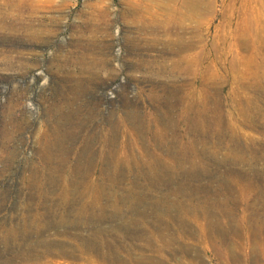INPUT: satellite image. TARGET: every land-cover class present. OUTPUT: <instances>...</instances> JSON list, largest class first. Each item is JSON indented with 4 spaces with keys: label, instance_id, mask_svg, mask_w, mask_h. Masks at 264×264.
<instances>
[{
    "label": "rangeland",
    "instance_id": "1",
    "mask_svg": "<svg viewBox=\"0 0 264 264\" xmlns=\"http://www.w3.org/2000/svg\"><path fill=\"white\" fill-rule=\"evenodd\" d=\"M196 3L0 0V246L12 233V264L97 231L124 264H264V79L241 57L262 52L264 0ZM56 259L118 264L91 250L42 263Z\"/></svg>",
    "mask_w": 264,
    "mask_h": 264
},
{
    "label": "bare ground",
    "instance_id": "2",
    "mask_svg": "<svg viewBox=\"0 0 264 264\" xmlns=\"http://www.w3.org/2000/svg\"><path fill=\"white\" fill-rule=\"evenodd\" d=\"M194 1L195 0H188L189 5H191V3L194 2ZM196 1H197L196 5H201L202 0H196ZM250 10H252V9H250ZM257 28H259V27H257ZM248 31H249L248 36L251 38L253 36V32L251 30H247V32ZM262 44H263V42H262ZM243 45L246 48H250L251 45H252V42H250V40H246V38H244ZM213 49L216 51L217 50V47H214ZM203 55H204V52H198V53H195L194 55H191L192 64H195V63L197 65L200 64L202 62V57H204ZM241 57H242V59H245V61H247L250 65L253 66V69H250V71L248 72V76H250V78H255L258 82H259L258 78L264 79V46L262 48L261 54L255 52V51H250V53L248 55L247 54H245V55L242 54ZM185 60H187V58H185ZM186 71H187V69H186ZM242 75H243V72H242ZM202 76L204 77V80L202 81V89H206V87L208 86V84H206V81L208 82V79L206 77V74H203ZM262 87H264V84L263 83H262ZM238 110H239V107H238ZM251 112H252V108L248 109V108L242 107L239 110V113L240 114L241 113H243V114L244 113H247V115H248V117L250 119H251V116H250V113ZM249 118H246V120H247V122L251 123V120ZM232 134H235V135H237L239 137L238 131L235 130V129L232 130ZM234 137H232V138H234ZM230 149H231V146H230ZM118 210L119 209H117V207L114 208L113 212L110 215H113L114 217L119 216L121 213H118V212H120ZM100 214H102V213H100ZM86 215H88V214H86ZM61 220L64 221V218L62 217ZM129 222L130 223H135V222H137V220L132 218V219H129ZM77 224H80V223H77ZM36 230H38V229H36ZM101 232H98L97 231L94 234L92 233L93 235L90 236V237H88L86 240L84 238V242L83 243H80V244H79V242H78V244L75 243V244L69 246L70 248L69 247L68 248L64 247L63 244H61V243H57L56 246H53L52 245L53 242L51 240H47V241L44 242V245H46V247H45V249L43 250L42 253H40L38 251V249H36L35 247L34 248L30 247L27 250H25L24 252H22L21 257H22V259L24 261L32 262L33 264H58V263L61 262V260L58 261L56 259V260H54L52 262H46V263H42V262L49 255H59V256H63V257L69 258V259L70 258L71 259H75L79 255H82L85 252L87 253V251L91 250V252L93 251L96 256H98L100 259H103L105 261V263H108V262L114 260L118 264H124V261H123V259L121 258V256L119 254L113 253V255L111 256L108 252H105V250L103 248L104 247L103 234ZM2 242H3V247L0 246V248H2V250L0 249V256L2 255L3 257H6L7 254H9L10 256L8 258H6L5 261H3V263H0V264H12V248H13L12 247V233L9 234V235H7V236H5V237H3ZM155 242H158V238H155ZM165 244H166L165 245V247H166L168 245V243H165ZM4 247L6 248L5 250H4ZM150 247H151L152 250H156L157 249L155 247L154 240H153V242H152V244H151ZM79 251H80V253L78 254ZM132 261H133V264H162L161 262H159V260L155 259L152 255H149V256L140 255V256L134 257L132 259ZM63 262H64V260H63Z\"/></svg>",
    "mask_w": 264,
    "mask_h": 264
}]
</instances>
